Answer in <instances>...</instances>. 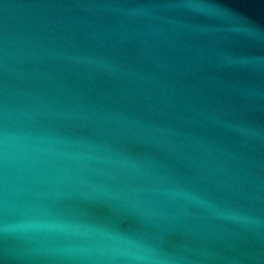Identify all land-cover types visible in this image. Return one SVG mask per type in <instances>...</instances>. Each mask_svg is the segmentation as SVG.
Segmentation results:
<instances>
[{
  "label": "water",
  "instance_id": "obj_1",
  "mask_svg": "<svg viewBox=\"0 0 264 264\" xmlns=\"http://www.w3.org/2000/svg\"><path fill=\"white\" fill-rule=\"evenodd\" d=\"M0 264H264V0H0Z\"/></svg>",
  "mask_w": 264,
  "mask_h": 264
}]
</instances>
